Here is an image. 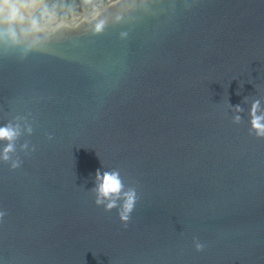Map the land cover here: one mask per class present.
<instances>
[{
    "label": "water",
    "instance_id": "1",
    "mask_svg": "<svg viewBox=\"0 0 264 264\" xmlns=\"http://www.w3.org/2000/svg\"><path fill=\"white\" fill-rule=\"evenodd\" d=\"M106 1L0 26V264H264V0Z\"/></svg>",
    "mask_w": 264,
    "mask_h": 264
},
{
    "label": "clouds",
    "instance_id": "2",
    "mask_svg": "<svg viewBox=\"0 0 264 264\" xmlns=\"http://www.w3.org/2000/svg\"><path fill=\"white\" fill-rule=\"evenodd\" d=\"M35 0H0V26L12 27L16 24H22L25 17V13L34 6ZM103 22L97 25L96 31L103 30ZM259 110V101L253 103L250 116H251V130L258 138H264V114L257 115ZM237 112L241 109L237 108ZM235 122L240 121V117L234 118ZM31 133L32 129H27ZM20 136L19 126H13L11 124L0 127V142H6L7 146L3 152L0 153V160L5 163L11 162V168L17 169L20 167L19 161H13L11 154L15 152V141ZM51 139V137H49ZM28 145L25 144L24 148ZM96 205H105V211H111L117 207V201L123 200L122 206L118 212L119 219L123 225L127 226L130 221L131 214L136 206V192L134 189H130L127 192L124 191V184L121 179L119 171H105L103 174L97 170L96 174ZM5 216L4 212H0V220ZM196 251H202L204 245L196 242Z\"/></svg>",
    "mask_w": 264,
    "mask_h": 264
},
{
    "label": "flooded vegetation",
    "instance_id": "3",
    "mask_svg": "<svg viewBox=\"0 0 264 264\" xmlns=\"http://www.w3.org/2000/svg\"><path fill=\"white\" fill-rule=\"evenodd\" d=\"M48 1V0H47ZM49 3V4H48ZM47 5L38 13V20L43 21L47 16H48V12L52 11V10H56L58 17L61 20H65V19H69L72 17V15L78 11H83V10H92L93 6L96 4L97 6L103 8L107 5V1L106 0H96L93 2H84V3H76L75 5H73L70 10H66L65 8L63 9H58L57 4L56 3H51L48 1ZM80 5V7H78L77 5Z\"/></svg>",
    "mask_w": 264,
    "mask_h": 264
},
{
    "label": "trees",
    "instance_id": "4",
    "mask_svg": "<svg viewBox=\"0 0 264 264\" xmlns=\"http://www.w3.org/2000/svg\"><path fill=\"white\" fill-rule=\"evenodd\" d=\"M51 3H56L58 9L65 8L66 10H70V8L75 5L76 3H84V2H93L96 0H48Z\"/></svg>",
    "mask_w": 264,
    "mask_h": 264
},
{
    "label": "rangeland",
    "instance_id": "5",
    "mask_svg": "<svg viewBox=\"0 0 264 264\" xmlns=\"http://www.w3.org/2000/svg\"><path fill=\"white\" fill-rule=\"evenodd\" d=\"M44 2H46V3H48V1L47 0H43ZM49 4V3H48Z\"/></svg>",
    "mask_w": 264,
    "mask_h": 264
}]
</instances>
